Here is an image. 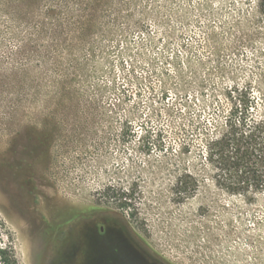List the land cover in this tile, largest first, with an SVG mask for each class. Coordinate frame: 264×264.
<instances>
[{
  "label": "rangeland",
  "instance_id": "374dc122",
  "mask_svg": "<svg viewBox=\"0 0 264 264\" xmlns=\"http://www.w3.org/2000/svg\"><path fill=\"white\" fill-rule=\"evenodd\" d=\"M261 2L0 0V222L19 264H264L262 207L219 190L183 131L227 89L264 93Z\"/></svg>",
  "mask_w": 264,
  "mask_h": 264
},
{
  "label": "trees",
  "instance_id": "16d2710c",
  "mask_svg": "<svg viewBox=\"0 0 264 264\" xmlns=\"http://www.w3.org/2000/svg\"><path fill=\"white\" fill-rule=\"evenodd\" d=\"M259 8L264 13V2ZM88 32L80 28L72 35L80 40ZM198 112L183 130L192 133L184 153L197 154L219 190L249 205L261 206L264 215V93H257L250 85L232 87L212 106ZM197 183L186 173L177 180L175 194L193 196ZM4 228L0 222V264H19L13 237Z\"/></svg>",
  "mask_w": 264,
  "mask_h": 264
}]
</instances>
